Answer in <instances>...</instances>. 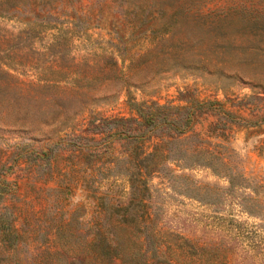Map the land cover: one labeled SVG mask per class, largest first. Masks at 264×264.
<instances>
[{"label":"rangeland","instance_id":"374dc122","mask_svg":"<svg viewBox=\"0 0 264 264\" xmlns=\"http://www.w3.org/2000/svg\"><path fill=\"white\" fill-rule=\"evenodd\" d=\"M11 4L0 264H264V0ZM62 63L66 81L39 74ZM129 102L175 110L145 124Z\"/></svg>","mask_w":264,"mask_h":264},{"label":"trees","instance_id":"16d2710c","mask_svg":"<svg viewBox=\"0 0 264 264\" xmlns=\"http://www.w3.org/2000/svg\"><path fill=\"white\" fill-rule=\"evenodd\" d=\"M11 1L13 0H1L0 1V6H8V9L6 11H4V13H1L0 17H4V16H8V18H15V14H16V11H15V8L13 6V4H11ZM184 8V7H183ZM190 10L187 11V8H184V9H179V10H176L173 14L174 17H178L180 15H183L185 14L186 12H189ZM134 12L136 13L135 15L136 16H139V13L143 16L142 17V20L140 21V23L143 25V24H147L149 22L150 19H153L154 18V13L155 11H153L152 9H148V8H138V9H135ZM31 13L33 14V16L35 17L36 20H39L41 22H43L44 20L46 19H49L48 16H53V9H44L43 7H40L38 5H35L33 7V9H31L30 11V15ZM41 15H43L41 17ZM30 25L31 23L29 22L27 24L28 26V30H27V34H30L33 30L30 29ZM49 30V29H52V27L48 26V27H45L44 30ZM151 27L148 28V30H150ZM22 35V33H21ZM9 41V40H7ZM0 48H1V45H0ZM1 50V49H0ZM58 61H54V65L53 66H56L55 64L57 63ZM73 62V60L71 61ZM65 63H62L61 65H59V68L61 67V70L59 71H55L53 70V67L51 68H47L45 70H43L41 73H39L40 75H42L41 77L43 78H51V79H46L47 81H66L69 79V74L71 71H73L72 69L76 67V65L74 63H71V66L69 67H65L64 65ZM4 67H6L8 70H5ZM67 68V69H66ZM12 69V67L8 64H5V63H2V61L0 60V75H4L6 78H14L11 74H10V70ZM115 69H119L118 65L115 64ZM50 72V73H47V72ZM47 74H51L52 76L51 77H46ZM235 77L236 78H239L240 79V75L237 73L235 74ZM129 105L131 107H133V110L136 111L140 117L144 120V123H156V120L158 118H160V116L163 114V113H166L168 111H172V110H175V108H172V107H167V106H160L158 104H154L152 105V107H145V105L143 104H134V103H131L129 102ZM143 108H146L149 110V114L148 116H146L145 112L143 111L144 109ZM191 110V108H178L176 110ZM194 114L192 112H189L188 113V116L186 117L185 119V122L183 123V129L182 131L180 130V134L181 135H184L186 133H188L190 130H191V125H192V122L194 121ZM164 122L167 124V125H171V126H175L176 123H174L172 120L168 119L167 117H165L164 119ZM196 122V121H194ZM162 138V137H161ZM164 139V138H163ZM163 139H160L161 141H163ZM160 152H162V154H160ZM155 153H157L159 156H164V153H165V147L162 146V144H159L155 147ZM165 157V156H164ZM208 164V163H206ZM203 165V164H201ZM207 168H210L211 170H216L214 167L212 166H209V165H205ZM156 168L158 169V167H153L151 169V171ZM141 169L142 170H145L144 174L145 175H149V170H147V167H144L141 165ZM155 172V171H154ZM144 176V175H142ZM154 256L155 258L157 259V261L155 262V264H160V263H163L164 261V256L162 255L161 251H160V248H157L155 249L154 251ZM168 262V261H166ZM169 263V262H168ZM170 264V263H169Z\"/></svg>","mask_w":264,"mask_h":264}]
</instances>
